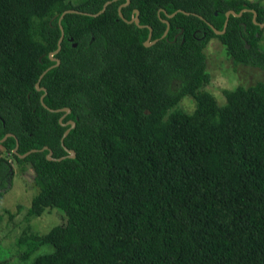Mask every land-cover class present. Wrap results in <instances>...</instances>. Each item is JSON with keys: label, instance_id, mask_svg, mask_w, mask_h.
<instances>
[{"label": "trees", "instance_id": "trees-1", "mask_svg": "<svg viewBox=\"0 0 264 264\" xmlns=\"http://www.w3.org/2000/svg\"><path fill=\"white\" fill-rule=\"evenodd\" d=\"M104 1L0 0V137L11 133L0 141V195L9 153L32 173L25 217L64 216L20 234L24 255L49 244L31 264H264V81L222 89L218 104L203 53L216 38L233 66L264 71V5L127 0L122 19L113 0L94 16L63 14L52 54L57 15ZM175 9L185 12L165 15ZM227 10L241 11L215 34ZM185 94L190 112L176 106ZM62 107L73 157L60 144L64 112L49 110ZM15 141L17 154L36 151L19 158Z\"/></svg>", "mask_w": 264, "mask_h": 264}, {"label": "rangeland", "instance_id": "rangeland-1", "mask_svg": "<svg viewBox=\"0 0 264 264\" xmlns=\"http://www.w3.org/2000/svg\"><path fill=\"white\" fill-rule=\"evenodd\" d=\"M75 1L77 0H70L72 3ZM250 1H257L264 5V0ZM259 44L264 49V38L259 40ZM203 53L205 69L209 74L205 89L214 96L218 104L224 102L222 89H231L236 85L249 86L258 81H264V71L258 68L233 66L216 38H210L207 41ZM176 106L190 112L194 102L185 94ZM6 156L10 162L11 175L0 195V264H31L36 256L51 251V245H40L24 255L27 245L18 244L17 237L20 234L45 233L53 225L63 223L64 216L55 208H45L37 216L25 217V209L34 192L31 184L32 173L27 163L16 162L9 153H6Z\"/></svg>", "mask_w": 264, "mask_h": 264}, {"label": "water", "instance_id": "water-1", "mask_svg": "<svg viewBox=\"0 0 264 264\" xmlns=\"http://www.w3.org/2000/svg\"><path fill=\"white\" fill-rule=\"evenodd\" d=\"M109 1H113V0H106V1H104V2L101 4L99 10H97V11L94 12V13H90V14H89V13H84V12H78V11L71 10V9H66V10L61 11V12L57 15V17H56V24H57V28H58V36H57L56 41H55L56 48H55V50L52 52V54L57 53L58 50H59V48H60V44H59V42H60V40H61L62 31H61V27L59 26L58 23H59V20H60V18L62 17L63 14H65V13H80V14H86V15L94 16V15L100 13V12L103 10L104 6H105L107 3H109ZM126 2H127V0H123L122 2H120V3L117 4V7H116V14H118L120 17H121V15H120V12H119V6L125 4ZM176 10L181 11V12H185V11L180 10V9H175V10L169 12V13H165V15H166V16H170V15H171L174 11H176ZM132 11H133V14L130 15V17L127 19V21H131V20H132L133 22H136V16H135V14H136V10L133 9ZM240 11H241V10H240ZM240 11H238L237 13H233L231 10H227V11H225V12L223 13V21H222V24H221L220 31H218V30H214L213 28H212V31H213L215 34L222 33V32L224 31L223 29H224V26H225V22H226L227 15L237 16V15H239ZM263 15H264V14H263ZM121 18L123 19V17H121ZM251 19L253 20V14L251 15ZM161 20L164 22V28H163V30L161 31L160 36H163V34H164V32H165V30H166V28H167V21H166L165 19H161ZM262 22H264V17H263V21H262ZM260 26H261V24H259V27H260ZM145 36H146V38H145V40L143 41V44H144V45H147V44L151 43L152 41H154V40H150V39H149V38H150V36H149V28H147V33H146ZM68 40H70V38H68ZM72 45L74 46V44H72ZM246 47H247V46H246ZM52 54H50L49 56H51ZM51 59L54 61V64H53V65H57V64H58V60H57L56 58L51 57ZM50 67H51V66H49L48 68H46L45 70H43V71L39 74L38 79H37V82H36V84H35V88H36L37 90H39V89L43 90V88H41V87L39 88V87L37 86V84H38L40 78L42 77V75L45 73V71H46L47 69H49ZM43 95H44V94H42V95L39 97V101H40L41 105H42L43 107H45V105L42 103V97H43ZM48 109H49V108H48ZM49 110H50V111H54V112H58V111H62V112H64V113L59 117L58 122H59L61 125L69 124V127H67V128L62 132V134H61V138H60V144H61V146L63 147V149L65 150V152L67 153L66 156H68V157H73V155H74V154H73V151L70 150V149L65 148V147L63 146V143H62V140H63L64 136L68 133L69 129H70L71 127H73V125H74L73 121H71V120H68V121L65 122V123H61V118H62L66 113L69 112V108H68V107H62V108L49 109ZM9 135H11V133H9V132L4 133V134L0 137V141L3 140L6 136H9ZM16 148H17V142L15 141L14 147H13V149H11V151H12V153L16 154L19 158H23L24 156H26V155L29 154L30 152H34V151H36V149H30L29 151H27V152H25V153H23V154H17V153H16ZM45 148H46V147L43 146V147H42L41 149H39V150H43V149H45ZM45 158H46V159H54V158L51 157V151H50V150H48L47 153L45 154ZM60 158H62V157H60ZM60 158H56V159L58 160V159H60Z\"/></svg>", "mask_w": 264, "mask_h": 264}]
</instances>
